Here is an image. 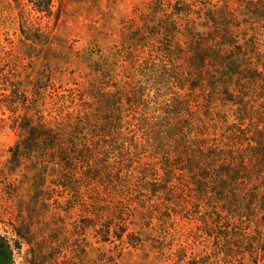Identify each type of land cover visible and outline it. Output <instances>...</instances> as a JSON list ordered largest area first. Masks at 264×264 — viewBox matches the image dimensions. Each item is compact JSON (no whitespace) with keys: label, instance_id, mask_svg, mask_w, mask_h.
I'll list each match as a JSON object with an SVG mask.
<instances>
[{"label":"trees","instance_id":"16d2710c","mask_svg":"<svg viewBox=\"0 0 264 264\" xmlns=\"http://www.w3.org/2000/svg\"><path fill=\"white\" fill-rule=\"evenodd\" d=\"M149 10L115 64L56 95L52 119L15 121L8 162L86 190V228L106 245L166 264L264 257V0H151Z\"/></svg>","mask_w":264,"mask_h":264},{"label":"rangeland","instance_id":"374dc122","mask_svg":"<svg viewBox=\"0 0 264 264\" xmlns=\"http://www.w3.org/2000/svg\"><path fill=\"white\" fill-rule=\"evenodd\" d=\"M150 1L0 0V264H88L106 255L121 264H166L92 236L88 194L73 185L60 188L65 183L56 177L63 175L8 162L22 137L15 121L52 119L57 94L88 86L115 64L120 44L153 21ZM174 225H162L161 232L172 234ZM177 226V234L186 235L189 225ZM237 264H264V257Z\"/></svg>","mask_w":264,"mask_h":264}]
</instances>
